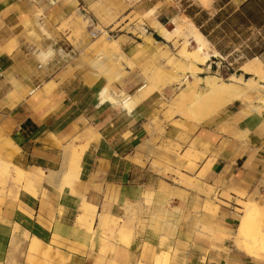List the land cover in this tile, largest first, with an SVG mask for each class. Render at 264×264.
I'll list each match as a JSON object with an SVG mask.
<instances>
[{"label":"crops","instance_id":"0c3cea01","mask_svg":"<svg viewBox=\"0 0 264 264\" xmlns=\"http://www.w3.org/2000/svg\"><path fill=\"white\" fill-rule=\"evenodd\" d=\"M246 1L133 0L130 11L144 16L155 8L144 27L157 35L155 23L171 29L193 22L190 15L236 13ZM79 6V0H0V139L15 152L12 163H0V264L15 255L17 230L30 264H69L68 256L72 264H101L103 238L96 230H109L119 220L125 226L102 264H264L231 239L242 215L240 195L264 208V110L240 117L247 105L237 101L183 129L179 119L160 118V134L154 119L162 96L153 94L137 104L130 121L114 124L119 111L102 99H121L110 86L119 93L131 89L99 76L89 57L81 56V42L69 41L73 28L61 29ZM121 47L126 58L134 54L128 41ZM108 56L117 57H102ZM111 59L100 65L110 71ZM236 103L241 110L231 108ZM161 144L180 147L182 155L191 149L185 166L200 156L193 173L182 170L195 188L155 165L165 156ZM72 147L83 150L80 178L72 185L75 173L63 188L72 160L66 148ZM84 204L97 208L93 243L77 224L93 211L85 214Z\"/></svg>","mask_w":264,"mask_h":264},{"label":"rangeland","instance_id":"374dc122","mask_svg":"<svg viewBox=\"0 0 264 264\" xmlns=\"http://www.w3.org/2000/svg\"><path fill=\"white\" fill-rule=\"evenodd\" d=\"M132 1L133 0H79V8H81L80 12L77 15L71 17L68 22H65L62 25L61 29L71 30V27L73 28L69 41L72 43V40L74 39L81 42V56L85 60L87 57H89L92 68L94 70L96 69L95 71L99 76H104L105 78H107L111 85L117 84L121 85L122 87L126 86L128 87L127 89H131L129 93L125 92V90L119 93L115 85L110 86V90L116 93V95L120 94L121 98H125L126 96L133 97L135 93L139 95L137 91L142 87L145 88L147 85L154 86V84H156V86L159 87H163L165 85L164 88L169 86L167 90H157L153 93L162 96L160 111L157 114V117L154 119L155 131L159 130L160 134L165 133V130L160 128V124H158L160 118H162L164 122L179 119V122H177L179 129H183L185 124L196 126L199 125L198 123L200 122L197 118H191V116L185 111H177L178 109L175 105V100L185 87L179 86V83L177 82H173L171 85L168 84V81L171 78L170 76H172V80H174L178 77L177 74L169 71V68L165 70L164 68L159 67L161 64L164 65L167 63L166 59L168 56H175L177 54L181 47V42L175 44L164 43V41L158 35L154 34L149 28L144 27V24L147 23L150 18L148 19L147 17H145V15L142 16L139 13H132L130 11ZM94 32L99 33V36H97V38H92L91 35ZM224 34H227V31H224ZM149 35L151 36V40L147 39ZM229 37L230 36L224 38L220 37L219 39V43H225L223 46L228 51V54L226 56L219 55L218 57L214 58L209 64V66H211L209 73L205 72L203 73V75H200L201 77L205 78L211 75L220 78L224 82H230V76L233 75L235 77H238L240 75H243L240 69L246 62L249 61V59L246 58L244 49H248L247 46L250 43L253 44V46L249 45V47H251L253 51H262L264 47V35L259 34L257 30L252 29L251 35L248 38L241 37V41L238 43L230 42L228 40ZM225 40H228V42L226 43ZM114 41L118 42L120 50H117L116 47L109 46ZM122 41H128L135 47L134 54L130 58H126L123 54V50L121 47ZM106 46L108 47V49L103 52L102 49ZM214 50L215 47H213L212 45L209 48V51L213 53ZM113 52L117 55V57L114 59H111L110 56L102 57ZM118 56L120 57V61H118L117 63ZM109 58L111 59L109 64L110 71L109 69H107V66L103 67L100 65V62H105V60ZM260 60L264 65V55ZM183 74H186L189 77L188 71H180V75L182 76L181 79L184 76ZM117 75L123 78L118 80ZM243 77L247 80L250 79V77L247 75H243ZM262 85L264 86V83ZM203 90L204 86L200 85L198 92L202 94L204 92ZM255 96L260 97L261 95L255 93ZM231 108H233L234 110H241L239 103L234 104ZM247 108H249L248 104ZM250 110L252 109L242 110L239 113V116L248 117L252 114V111ZM66 149H68L67 153L72 156L71 163H75L76 173H78V163L81 160L83 150H80L78 152V150L73 147ZM159 150L163 152L165 156H160L159 162L155 163V165L158 168L162 169L164 174L166 173L176 176V178H178L179 180V183L181 184H183L180 180L182 176L190 180V182L197 184L195 180H191L183 175L182 170L193 173L197 169V162L200 161V156L197 155L198 157L194 158L193 165L189 164L188 166H185L184 158L186 155L191 153V149L187 150L182 155V149L180 147L176 146L173 149L172 146L161 144ZM14 155L15 152L13 151V149L5 144V139H0V163L4 164V166L12 163L11 160ZM167 155H173L176 160H170ZM70 165L71 164H69V166ZM78 175V178L75 179L72 185L75 182L79 181L80 172ZM9 182L10 180H7L6 185L9 184ZM207 194L213 195L214 191L209 188ZM240 196L244 197V199L239 198L240 200L255 202L253 198L247 199L244 195ZM214 199L215 201H217L216 196H214ZM257 204L259 205V203ZM88 210H93L92 213L88 214L89 219H86L85 217H78L77 224H87V226H90L92 230H94V224L97 218V208L91 204H84V213L86 214ZM257 220L255 221V223L258 224H255V226L258 232L264 233V219L259 218ZM121 226H125V223H121L119 220L117 222V225H111V229L109 230L97 228L96 234L100 235L103 238L101 245V247L103 246V248H100L98 250L100 254L99 263H104V258L110 252V250L114 251L113 243L116 242V238L119 236V229ZM12 248L15 251V255L10 259L8 264H30L26 258V246L20 245L18 230L17 232H15L12 238ZM91 250L95 251L96 249H94V246H91ZM71 260L72 257L68 256L69 264H72ZM38 264L44 263L38 262Z\"/></svg>","mask_w":264,"mask_h":264},{"label":"bare ground","instance_id":"6f19581e","mask_svg":"<svg viewBox=\"0 0 264 264\" xmlns=\"http://www.w3.org/2000/svg\"><path fill=\"white\" fill-rule=\"evenodd\" d=\"M155 11V8L150 10L145 14V17L148 19L153 17ZM152 22L155 23V21ZM154 28L157 35L164 43L175 44L181 42V47L177 54L175 56H168L166 59L167 63L159 66L165 70L169 68V71L177 74L178 77L174 80H172V76H170L171 78L168 84L171 85L173 82H177L179 86L185 87L175 100L177 111H185L191 118H197L200 123H203L232 103L241 101L249 105L247 109H252L250 110L252 111L251 115H261L262 110H264V86L262 85L264 83V65L259 58L249 60L240 69L243 75L250 77L249 80L245 79L243 75L238 77L233 75L230 76V82H224L220 78L211 75L203 78L200 75H203L205 72L209 73L211 67L209 64L214 58L219 56V53L215 50L213 53L209 51L212 45L194 23L186 19L176 22L171 29L163 28L156 23L154 24ZM147 39L151 40V36L149 35ZM109 46L116 47L117 50H119L117 41L112 42ZM106 49H108L107 46L102 49L103 52L106 51ZM118 61H120L119 56L117 58V63ZM180 71H188L189 77L183 74L184 76L181 79L182 76L180 75ZM200 85L204 86V92L202 94L198 92ZM164 87L165 85L163 87L156 86V84H154V86L147 85L142 92H138L139 95L136 94L133 97L126 96L121 99H115L105 94L102 101L104 104H109L113 109L119 111L118 118L114 124L120 125L132 119L135 107L139 102L152 95L155 91L163 90ZM255 93L261 96L256 97ZM70 164L66 174L63 173L64 178L61 181H64V185H62V187L68 186L73 179V175L76 173L75 163ZM180 180L183 185L194 187V183L190 182V180L185 177L182 176ZM222 196L227 200H231L228 193ZM196 199L197 198H195L194 201H197ZM236 203V205L240 207L242 215L240 218L239 230L231 237L234 246L248 256L264 259V233H259L255 226V224H258L255 223L257 219H264V208L253 201H243L239 199ZM80 224H78L79 228L87 231L91 243H93L95 236L94 230H92L90 226H87V224ZM217 237L222 239L226 236L218 235Z\"/></svg>","mask_w":264,"mask_h":264},{"label":"trees","instance_id":"16d2710c","mask_svg":"<svg viewBox=\"0 0 264 264\" xmlns=\"http://www.w3.org/2000/svg\"><path fill=\"white\" fill-rule=\"evenodd\" d=\"M223 1L225 2V0ZM190 17L221 56H226L228 51L223 46L225 43H219L220 37L230 36L228 39L230 42L238 43L241 41V37L248 38L252 29H256L259 34L264 35V0H247L236 13L233 9H228L219 12L214 17H209L204 13L196 18L194 15H190ZM224 31H227V34H224ZM228 40L225 42L227 43ZM249 45L253 46L252 43ZM249 45L248 49H244L246 58L252 60L263 57L264 47L262 51H253Z\"/></svg>","mask_w":264,"mask_h":264},{"label":"built area","instance_id":"2783aa9c","mask_svg":"<svg viewBox=\"0 0 264 264\" xmlns=\"http://www.w3.org/2000/svg\"><path fill=\"white\" fill-rule=\"evenodd\" d=\"M91 36H92V38H97V36H99V33H97V32L95 33V32H94V33H92Z\"/></svg>","mask_w":264,"mask_h":264}]
</instances>
